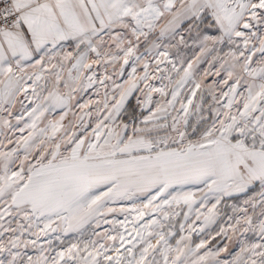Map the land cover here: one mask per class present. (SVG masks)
Masks as SVG:
<instances>
[{
  "label": "snow or ice",
  "instance_id": "snow-or-ice-1",
  "mask_svg": "<svg viewBox=\"0 0 264 264\" xmlns=\"http://www.w3.org/2000/svg\"><path fill=\"white\" fill-rule=\"evenodd\" d=\"M0 264H264V0H0Z\"/></svg>",
  "mask_w": 264,
  "mask_h": 264
}]
</instances>
